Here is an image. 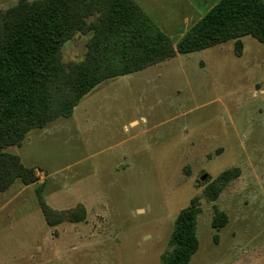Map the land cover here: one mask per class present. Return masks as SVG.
<instances>
[{
  "label": "rangeland",
  "instance_id": "rangeland-1",
  "mask_svg": "<svg viewBox=\"0 0 264 264\" xmlns=\"http://www.w3.org/2000/svg\"><path fill=\"white\" fill-rule=\"evenodd\" d=\"M17 1L0 0V9ZM134 1L176 43L187 30L172 28L176 16L192 24L218 0ZM86 39L66 42L63 61H80ZM241 43L239 57L228 41L105 81L70 118L9 147L38 181L0 194V264H161L175 218L195 196L199 246L187 264H264V44ZM233 167L240 175L207 201L203 189ZM41 183L51 209L82 204L85 221L49 228L35 195ZM213 205L228 218L218 230Z\"/></svg>",
  "mask_w": 264,
  "mask_h": 264
},
{
  "label": "trees",
  "instance_id": "trees-1",
  "mask_svg": "<svg viewBox=\"0 0 264 264\" xmlns=\"http://www.w3.org/2000/svg\"><path fill=\"white\" fill-rule=\"evenodd\" d=\"M76 35L87 37L84 56L64 62L62 47ZM245 36L264 44V0H219L176 43L132 0H19L0 9V194L16 181L23 186L38 181L35 169L6 149L21 146L33 130L70 118L81 99L101 83L228 41L239 57ZM239 175L237 167L224 170L203 189V197L216 201ZM43 189L39 184L35 195L49 228L85 221L82 204L53 210ZM212 210L210 225L218 230L228 218L215 205ZM200 212L195 196L177 214L161 264L190 261L199 246Z\"/></svg>",
  "mask_w": 264,
  "mask_h": 264
},
{
  "label": "crops",
  "instance_id": "crops-1",
  "mask_svg": "<svg viewBox=\"0 0 264 264\" xmlns=\"http://www.w3.org/2000/svg\"><path fill=\"white\" fill-rule=\"evenodd\" d=\"M156 25H157V27L161 30V32L166 36V37H168L166 34H165V32L164 31H166L165 29H163V27L160 25V24H157L134 0H132ZM219 1V0H218ZM217 1V2H218ZM216 2V3H217ZM215 3V4H216ZM214 4V5H215ZM214 5H212L211 7H209V8H207L204 12H203V14H201L198 18H197V20H195L192 24H187V20L186 19H182V18H177V16H176V20L175 21H172V23L171 24H173L172 25V28L173 29H175L177 26H178V23L179 24H183V26H185V27H187V30L185 31V33L208 11V10H210V8H212ZM190 6H193L194 8H196V9H198V8H200V7H198V5H196L195 3H193V4H191ZM159 21L161 22V20L159 19ZM163 21V20H162ZM169 33V32H168ZM184 33V34H185ZM183 34V35H184ZM182 35V36H183ZM181 36V37H182ZM180 37V38H181ZM169 38V37H168ZM169 40H170V38H169ZM171 60V59H170ZM168 61V60H167ZM163 63V62H162ZM158 65V64H157ZM155 66V65H154ZM147 69V68H146ZM145 70V69H144ZM142 71V70H141ZM138 72H140V71H138ZM135 73H137V72H135ZM134 74V73H133ZM133 122H135V121H129L128 123H129V125H131ZM52 124V123H51ZM50 127L51 126H53V125H49ZM55 126V125H54ZM55 128H53V130H54ZM123 129L126 131L127 130V126H125V125H123ZM40 130V132L42 133V134H45L46 132H47V127H44V128H42V129H39ZM8 149V148H7ZM7 149H6V151H7ZM23 164V163H22ZM24 165V164H23ZM24 166H26V167H31V168H34L35 169V171H36V167L35 166H29V165H24Z\"/></svg>",
  "mask_w": 264,
  "mask_h": 264
},
{
  "label": "water",
  "instance_id": "water-1",
  "mask_svg": "<svg viewBox=\"0 0 264 264\" xmlns=\"http://www.w3.org/2000/svg\"><path fill=\"white\" fill-rule=\"evenodd\" d=\"M205 179V176H203L202 178H201V180H204Z\"/></svg>",
  "mask_w": 264,
  "mask_h": 264
}]
</instances>
